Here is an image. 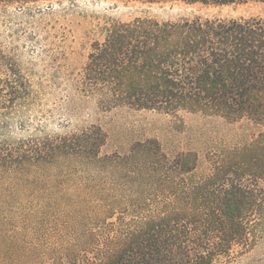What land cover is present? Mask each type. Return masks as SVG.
I'll return each instance as SVG.
<instances>
[{"label": "trees", "instance_id": "16d2710c", "mask_svg": "<svg viewBox=\"0 0 264 264\" xmlns=\"http://www.w3.org/2000/svg\"><path fill=\"white\" fill-rule=\"evenodd\" d=\"M75 0H0L35 8ZM232 5L264 0H98ZM102 108L245 121L232 146L168 154L156 138L101 154L98 125L0 137V264H226L264 222V22L148 17L113 22L81 77ZM0 51V119L30 99ZM238 138V136H237ZM203 165V169L201 166Z\"/></svg>", "mask_w": 264, "mask_h": 264}, {"label": "rangeland", "instance_id": "374dc122", "mask_svg": "<svg viewBox=\"0 0 264 264\" xmlns=\"http://www.w3.org/2000/svg\"><path fill=\"white\" fill-rule=\"evenodd\" d=\"M136 17L160 22L196 18L264 22V3L219 6L75 0L51 9L0 6V51L19 64L31 85L30 99L4 123L0 119V137L17 141L98 125L107 135L101 154H124L132 142L156 138L168 154L200 152V161L208 166L203 159L206 149L232 146L258 132L245 121L228 124L197 112L169 116L125 107L105 109L97 96L85 93L81 77L93 44L103 42L113 22ZM253 231L246 246L232 249L226 264H264V222Z\"/></svg>", "mask_w": 264, "mask_h": 264}]
</instances>
